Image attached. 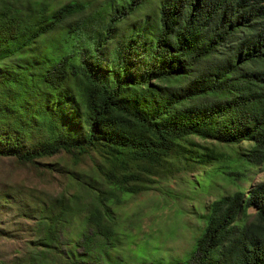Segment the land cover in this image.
Returning <instances> with one entry per match:
<instances>
[{"label":"trees","instance_id":"16d2710c","mask_svg":"<svg viewBox=\"0 0 264 264\" xmlns=\"http://www.w3.org/2000/svg\"><path fill=\"white\" fill-rule=\"evenodd\" d=\"M87 6L0 0V158L103 161L92 175L60 171L79 187L73 192H1V212L34 224L20 255L0 264H108L116 205L151 177L183 162L214 164L234 182L264 163V0H105L85 15ZM139 10L142 22L111 60L88 58ZM237 185L205 207L194 247L174 264H264V181ZM79 215L80 251L70 254L64 235Z\"/></svg>","mask_w":264,"mask_h":264},{"label":"rangeland","instance_id":"374dc122","mask_svg":"<svg viewBox=\"0 0 264 264\" xmlns=\"http://www.w3.org/2000/svg\"><path fill=\"white\" fill-rule=\"evenodd\" d=\"M87 1L89 6L84 10L85 15L102 11L101 4L105 0ZM144 15V10H139L135 15L121 20L113 32L112 40L106 41L99 51L90 47L88 58L94 53L99 54L100 58L111 60L113 48L127 39L129 28L142 22ZM77 18H81V15L73 19ZM74 20L70 23L78 22ZM53 38L57 40L53 43L57 47L62 37L57 34ZM246 145L247 142L242 143L243 147ZM95 159L86 157L81 164L74 166L71 157L65 153L38 160L36 164H22L13 158H0V193L10 188L25 193L46 192L50 195L76 191L79 187L70 182L66 173L60 171L67 167L92 175L95 163H103L99 158ZM227 162L222 160L220 164L225 166ZM44 163H56L53 165L57 170L46 171ZM216 168L214 164L195 168L179 162L165 174L151 177L152 180L146 183L147 190L121 197L120 203L116 205V247L103 254V262L147 264L154 261L158 264H174L176 261H184L204 226L202 215L206 212L205 207L213 200L236 191L237 184L243 188L249 183L264 181V163L247 167L244 175H234V182ZM197 179L200 184L196 182ZM26 197L28 199V195ZM253 211L252 208L247 210L250 215ZM81 219L79 215L66 228L68 233L64 235V248L70 254L80 251L74 246V240ZM33 224V220L14 216L13 212L0 211V229L5 231V234H0V260L9 261L19 254H16V250L23 251L32 239Z\"/></svg>","mask_w":264,"mask_h":264}]
</instances>
